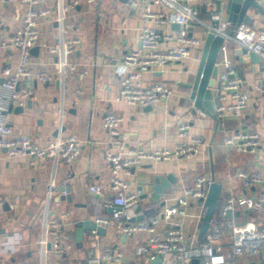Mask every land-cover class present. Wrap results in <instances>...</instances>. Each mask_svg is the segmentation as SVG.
I'll use <instances>...</instances> for the list:
<instances>
[{"label": "crops", "instance_id": "crops-1", "mask_svg": "<svg viewBox=\"0 0 264 264\" xmlns=\"http://www.w3.org/2000/svg\"><path fill=\"white\" fill-rule=\"evenodd\" d=\"M71 1L44 0L43 5L51 7L52 14L40 21L37 52L32 53L30 69L34 76L48 74L50 80L36 83V92L24 107H10L6 121L14 135H27L39 146L75 134L81 142L80 154L72 163L47 160L32 165L27 156L9 157L5 150H0V200L3 201L0 206V264H85L91 252L101 254L109 249L121 251L135 264H151L134 254L136 246L146 239L144 233L128 236L97 221L98 217L110 215L105 199L114 193L107 153L118 149L103 126L108 112L124 117L119 140H124L129 148L173 147L178 139L177 127L182 122L189 123L192 135L206 139L200 154L192 159L147 162L141 168L120 174L129 189L141 190L142 195L148 196L153 190L150 183L156 177L172 175L175 179L172 189L163 198L164 206L160 205L162 199L155 204L144 197L131 209L132 214L144 215L146 219L150 209L153 214L160 212L177 202L200 174H207L222 185L213 219L221 218L226 198L234 195L237 201L231 218L235 224H255L263 231L264 180L255 186H246L237 173L258 170L264 174V156L259 152H238L234 146L225 144L228 134L238 129L259 131L264 137V95L256 89L264 80L263 63L252 62L249 54L240 56L235 51L230 54L236 73L243 78L242 90L248 95V107L242 115L226 114L217 130L215 120L201 115L194 106L186 86L198 69L203 47L194 48L184 61L170 62L160 69L144 72L147 83L163 81L171 85L174 92L150 108L131 106L119 98L116 69L127 52L139 49L141 29L145 25L155 26V18L146 21L143 5L133 6L131 0H81L79 5L63 11L62 19L57 21L60 5ZM191 2L198 10L199 19L207 23L213 11L226 13L228 0ZM24 10L25 5L20 0L0 2V82L1 69L8 55L14 54L13 63L17 60L18 53L10 46L9 38L22 25ZM151 10L159 12L160 8L154 4ZM248 15L254 17V22L248 25L264 28L263 13L251 9ZM160 29L163 34H174L179 28L167 22ZM189 29L197 37L206 36L205 25L193 23ZM71 37L80 39V44L65 58L68 73L62 78L55 68L57 58L50 48ZM172 44L173 40L162 41V47ZM72 65L74 70H70ZM213 86H219L218 77ZM94 185L101 187L102 194L91 190ZM249 197L259 203L258 209L247 208L244 200ZM202 212V201H194L185 216L174 215L163 220L159 230L165 231L170 224L179 225L188 245H201L212 226L211 222L203 232ZM50 219H56L70 237L71 246L61 255L51 247ZM86 219L103 226L105 231L102 234L87 229L83 245L79 247L75 240L77 224ZM226 232L219 244L226 255L237 264H264L251 255L235 256L231 246L232 231L227 229ZM159 264H179V261L170 256Z\"/></svg>", "mask_w": 264, "mask_h": 264}, {"label": "built area", "instance_id": "built-area-1", "mask_svg": "<svg viewBox=\"0 0 264 264\" xmlns=\"http://www.w3.org/2000/svg\"><path fill=\"white\" fill-rule=\"evenodd\" d=\"M12 0H0L7 3ZM25 5L22 15V25L9 38V44L17 51V60L13 63L14 54L8 55V61L1 69L0 82V150H5L9 157L27 156L30 163L36 165L47 160H60L72 163L80 154L81 142L75 134L63 138H55L46 146H39L27 135H14L12 127L6 121V112L12 106L24 107L27 100L36 92L35 86L39 82H47L50 77L46 73L34 76L30 69L32 49L39 40V24L42 19L51 16L52 8L43 5L44 0H20ZM93 2L94 0H88ZM264 1V0H263ZM81 0H72L69 4L60 5L57 21L62 19L63 11L73 8ZM133 6L143 5V16L146 21L155 18L156 25H145L140 32V47L125 54L123 62L116 69L119 78V98L131 106L152 107L164 98L173 94L171 85L163 81L147 83L143 77L144 72L151 69H160L170 62H181L189 58L194 48H201L205 38L193 35L190 26L193 23L205 25L207 32L223 37L218 68L219 86L212 87L214 95V109L218 117L223 120L226 114L242 115L248 107V95L242 90L243 78L236 73L230 54L236 49L245 48L254 52L264 65V28H254L248 24L231 27L226 20L224 11H213L209 22L199 19L198 10L191 0H131ZM160 8L159 12L151 10L152 5ZM170 22L179 26L174 34H163L160 26ZM206 37V36H205ZM172 41L174 44L162 47V41ZM80 44L76 37L58 41L51 46L50 51L57 58L55 68L62 78L67 76L65 58L73 54ZM72 65L70 70H74ZM256 89L264 95V80L256 85ZM201 115L206 113L201 111ZM124 117L114 112H108L103 119V126L112 137V144L118 149L116 152L108 151L107 160L111 164L112 180L111 189L113 196L105 199L107 207L117 206L109 216L98 217L97 221L103 226L114 227L125 235L144 233V243L136 246L135 256L150 262L157 255L165 262L173 256L179 264H237L235 260L224 253L220 242L225 238L227 229L232 231V253L235 256L247 254L264 261V230L255 224L238 226L229 217L233 212L237 198L229 195L221 209V218L212 221L211 231L204 243L191 246L186 243L185 233L179 225L170 224L165 231H160L159 226L163 220L174 215L185 216L189 206L194 201L202 200L205 215L206 199L209 187L216 180L207 174H200L193 186L184 190V195L175 203L165 206L155 215L140 221H133L136 215L131 209L140 199L141 190L129 189L128 183L121 178L122 172L141 168L147 162L172 161L177 159H192L200 154L206 139L200 135H192L189 123L182 122L177 127V142L173 147L147 148L143 146L129 148L124 140H119L121 124ZM58 125L59 122L56 121ZM226 145L234 146L238 152H259L264 156V137L259 131L234 130L225 140ZM246 186H255L264 180L261 171H244L237 173ZM52 189V186H49ZM91 190L102 194L99 186H92ZM66 194V191L63 190ZM249 209H258L259 203L252 198L244 200ZM3 201L0 200V206ZM49 235L51 247L56 254L61 255L70 248V237L61 228L56 219H50ZM88 264H135L126 259L119 250H105L101 254L91 252Z\"/></svg>", "mask_w": 264, "mask_h": 264}, {"label": "water", "instance_id": "water-1", "mask_svg": "<svg viewBox=\"0 0 264 264\" xmlns=\"http://www.w3.org/2000/svg\"><path fill=\"white\" fill-rule=\"evenodd\" d=\"M255 10L264 14V1L261 0H228L226 7V20L231 24V26L238 27L244 24H252L254 22V17L248 15L250 10ZM179 28V26L177 25ZM223 43V37L216 36L212 32H208L204 45L202 48V55L198 69L193 77V79L186 84L189 89V97L194 102V106L206 113L216 122V130L221 127L222 119H220L214 109V95L212 92V87L214 85L215 78L218 77V68L216 66L217 60L219 58V52L221 45ZM37 48L32 49V53L36 54ZM237 55L249 54L252 62H260V58L254 52H248L245 48H239L235 50ZM22 108V107H21ZM150 108V107H149ZM213 142V140H212ZM211 142V143H212ZM214 177V176H213ZM172 182L175 179L172 175L169 177H156L150 184L153 185L152 192L148 195H141V198H148L150 203H158L160 199L163 200L167 191L172 189ZM222 191V185L219 183H212L210 185L208 195L204 200L206 206L205 215L202 217L203 232H206L210 223L213 221V217L217 208V204ZM202 201V200H201ZM166 202L161 201L160 205L164 206ZM113 208H118L117 206L109 207L110 212ZM147 213L148 217L155 214L152 209ZM149 214H151L149 216ZM153 214V215H152ZM229 217H232V212L229 213ZM144 219V215L141 217H135L133 221H140ZM89 230H97L98 233H104L105 228L99 226L96 222L86 219L77 224L76 230V242L79 247L83 245L84 233ZM162 262V257L157 255L154 260L150 261L151 264H159ZM194 264L198 263V260L193 261ZM85 264H88L85 263Z\"/></svg>", "mask_w": 264, "mask_h": 264}, {"label": "trees", "instance_id": "trees-1", "mask_svg": "<svg viewBox=\"0 0 264 264\" xmlns=\"http://www.w3.org/2000/svg\"><path fill=\"white\" fill-rule=\"evenodd\" d=\"M214 220V219H213Z\"/></svg>", "mask_w": 264, "mask_h": 264}]
</instances>
